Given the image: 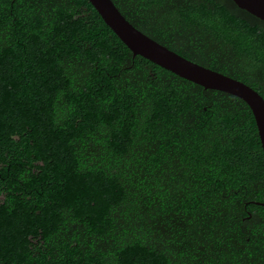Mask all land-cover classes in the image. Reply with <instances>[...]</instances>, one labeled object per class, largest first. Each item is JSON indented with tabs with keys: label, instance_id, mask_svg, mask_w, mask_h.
Masks as SVG:
<instances>
[{
	"label": "trees",
	"instance_id": "1",
	"mask_svg": "<svg viewBox=\"0 0 264 264\" xmlns=\"http://www.w3.org/2000/svg\"><path fill=\"white\" fill-rule=\"evenodd\" d=\"M112 1L264 98V20L232 0ZM0 264H264L250 108L132 57L88 0H0Z\"/></svg>",
	"mask_w": 264,
	"mask_h": 264
},
{
	"label": "water",
	"instance_id": "2",
	"mask_svg": "<svg viewBox=\"0 0 264 264\" xmlns=\"http://www.w3.org/2000/svg\"><path fill=\"white\" fill-rule=\"evenodd\" d=\"M104 23L132 52L162 68L202 86L243 100L253 115L264 154V98L248 84L196 63L152 39L133 26L112 0H88ZM238 7L264 20V0H232ZM258 203V202H257ZM263 204V203H261Z\"/></svg>",
	"mask_w": 264,
	"mask_h": 264
}]
</instances>
